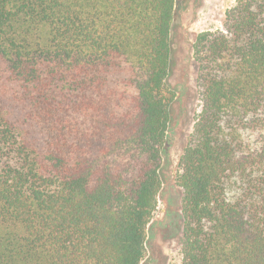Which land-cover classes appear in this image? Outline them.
Returning a JSON list of instances; mask_svg holds the SVG:
<instances>
[{
  "label": "trees",
  "instance_id": "trees-1",
  "mask_svg": "<svg viewBox=\"0 0 264 264\" xmlns=\"http://www.w3.org/2000/svg\"><path fill=\"white\" fill-rule=\"evenodd\" d=\"M175 0H0V264H141ZM181 264H264V0L194 40Z\"/></svg>",
  "mask_w": 264,
  "mask_h": 264
},
{
  "label": "rangeland",
  "instance_id": "rangeland-1",
  "mask_svg": "<svg viewBox=\"0 0 264 264\" xmlns=\"http://www.w3.org/2000/svg\"><path fill=\"white\" fill-rule=\"evenodd\" d=\"M237 0H175L170 33L171 60L167 85L175 92L171 120L162 149L161 190L146 230L141 264H181L180 158L192 133L201 104L192 46L205 31L223 29L225 13Z\"/></svg>",
  "mask_w": 264,
  "mask_h": 264
}]
</instances>
